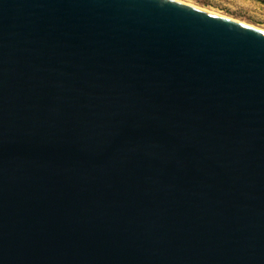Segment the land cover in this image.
<instances>
[{
    "label": "water",
    "instance_id": "95a60500",
    "mask_svg": "<svg viewBox=\"0 0 264 264\" xmlns=\"http://www.w3.org/2000/svg\"><path fill=\"white\" fill-rule=\"evenodd\" d=\"M180 0H0V264H264V29Z\"/></svg>",
    "mask_w": 264,
    "mask_h": 264
},
{
    "label": "rangeland",
    "instance_id": "374dc122",
    "mask_svg": "<svg viewBox=\"0 0 264 264\" xmlns=\"http://www.w3.org/2000/svg\"><path fill=\"white\" fill-rule=\"evenodd\" d=\"M264 27V0H189Z\"/></svg>",
    "mask_w": 264,
    "mask_h": 264
},
{
    "label": "bare ground",
    "instance_id": "6f19581e",
    "mask_svg": "<svg viewBox=\"0 0 264 264\" xmlns=\"http://www.w3.org/2000/svg\"><path fill=\"white\" fill-rule=\"evenodd\" d=\"M180 1H183V2H186V3H189V4H192V5L195 4V3H193V2H191V1H189V0H180ZM195 6H196V5H195ZM198 7H200V6H198ZM203 7H204V6H202L201 8H203ZM204 9L210 10V11H212V12H215V13H218V14H221V15H225V16L227 15V14H225V13H223V12L217 11V10H215V9H211V8H209V7H204ZM227 16L232 17V18H235V17L230 16V15H227ZM235 19H238V20H241V21H243V22L249 23V22L244 21V20L239 19V18H235ZM249 24L254 25V26H256V27H259V28H261V29H264V27H261V26H259V25H256V24H253V23H249Z\"/></svg>",
    "mask_w": 264,
    "mask_h": 264
}]
</instances>
